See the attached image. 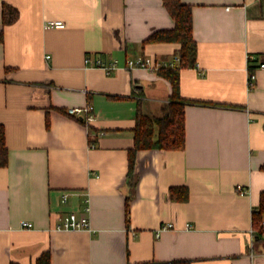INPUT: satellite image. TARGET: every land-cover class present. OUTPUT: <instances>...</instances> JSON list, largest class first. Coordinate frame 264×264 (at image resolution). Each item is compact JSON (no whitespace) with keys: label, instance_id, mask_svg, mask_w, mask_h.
I'll return each instance as SVG.
<instances>
[{"label":"crops","instance_id":"crops-1","mask_svg":"<svg viewBox=\"0 0 264 264\" xmlns=\"http://www.w3.org/2000/svg\"><path fill=\"white\" fill-rule=\"evenodd\" d=\"M181 1L192 7L198 54L197 67L180 70V94L212 104L186 105L184 150L137 152L132 189L138 104L160 116L172 91L158 72L123 67L178 56L177 43L145 42L174 28L163 0H0V264L48 254L49 264H264L252 223L264 192V0ZM5 3L19 12L11 24ZM52 20L66 27L46 28ZM87 56L118 69L107 75ZM89 104L90 126L68 112ZM171 188L188 199H172ZM87 206L91 231L55 229Z\"/></svg>","mask_w":264,"mask_h":264},{"label":"trees","instance_id":"trees-1","mask_svg":"<svg viewBox=\"0 0 264 264\" xmlns=\"http://www.w3.org/2000/svg\"><path fill=\"white\" fill-rule=\"evenodd\" d=\"M163 5L174 21V28L158 30L152 33L145 42L147 43H177L180 45V63L176 68H163L158 74L171 85L172 94L168 104L162 105L160 116H147L143 114L141 104L136 111V125L134 131V147L129 153V170L127 179L132 189L138 184L139 176L136 173V155L141 150L178 151L186 147V122L185 108L188 103L211 105L212 103L201 100H188L180 94V70L182 68L197 67L198 45L193 36V18L191 5L184 4L181 0H163ZM2 17L4 24H11L19 17L16 8L9 4L3 5ZM1 37V35H0ZM254 69L250 72L255 74ZM117 98V97H114ZM214 105H224L215 103ZM228 106V105H227ZM230 107H240L229 105ZM84 122L81 118H79ZM8 164V146L6 132L0 124V168ZM264 170V165L261 167ZM170 197L174 200L186 201L188 190L186 188H171ZM130 198L126 200V217L129 222ZM252 223L255 236H264V192L260 196L259 206L253 210ZM46 258V261L44 260ZM48 259V260H47ZM49 264V254L42 256L38 264ZM172 264H191L189 261H176Z\"/></svg>","mask_w":264,"mask_h":264},{"label":"built area","instance_id":"built-area-1","mask_svg":"<svg viewBox=\"0 0 264 264\" xmlns=\"http://www.w3.org/2000/svg\"><path fill=\"white\" fill-rule=\"evenodd\" d=\"M46 28H65L66 22L63 20H52L48 21L45 24ZM47 58H50L48 56ZM86 65L94 68H101L107 75L112 74L115 70L118 69V65L116 63H105L101 59L92 60L91 57L87 56L85 60ZM180 63L179 57L174 58L173 60H158L154 59L150 56H139L134 59L127 60L124 69H142L146 71H154L158 72L163 68H176ZM261 67L264 68V64H261ZM256 75L249 72L248 76V87L252 89L255 85ZM68 112L76 117L81 118L84 123L88 126L92 123L95 118L94 107L93 105H87L85 107H76L71 108ZM95 145L93 144L92 147ZM238 191L241 195H245L247 190L239 187ZM67 195L64 196V200H67ZM90 206H87L86 213L83 215H78L76 213H69L68 215L62 216L59 219L58 224L56 225V230L63 231H77V230H88L91 231V221L89 217ZM22 226L25 228H32L33 224L24 221L22 222ZM171 225L164 226L163 228L170 227ZM187 228L191 229V226L187 224Z\"/></svg>","mask_w":264,"mask_h":264}]
</instances>
